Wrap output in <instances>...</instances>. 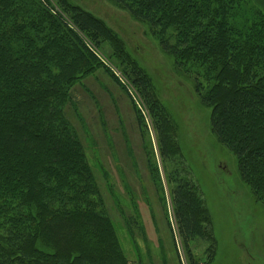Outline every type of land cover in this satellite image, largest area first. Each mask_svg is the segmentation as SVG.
Here are the masks:
<instances>
[{
    "label": "trees",
    "instance_id": "trees-1",
    "mask_svg": "<svg viewBox=\"0 0 264 264\" xmlns=\"http://www.w3.org/2000/svg\"><path fill=\"white\" fill-rule=\"evenodd\" d=\"M110 1L195 74V92L211 107V132L264 202V0ZM106 42L113 45L107 60L138 96L166 168L174 157L168 117L112 31L68 0H0V264H130L65 113L75 83L108 71L98 55ZM165 177L191 258V243L209 237L201 201L191 180L177 171Z\"/></svg>",
    "mask_w": 264,
    "mask_h": 264
},
{
    "label": "rangeland",
    "instance_id": "rangeland-1",
    "mask_svg": "<svg viewBox=\"0 0 264 264\" xmlns=\"http://www.w3.org/2000/svg\"><path fill=\"white\" fill-rule=\"evenodd\" d=\"M68 1L112 31L125 58L149 79L152 94L169 120L174 157L163 168L138 96L107 60L113 52L107 42L98 55L108 71L99 68L70 89L66 118L82 144L129 263L264 264V202L240 177L235 155L211 132V107L195 92V74L178 66L148 26L121 6L110 0ZM136 108L143 113L147 129L138 125ZM172 171L193 182L205 235H209L191 243V258L182 248L172 218L171 185L165 177Z\"/></svg>",
    "mask_w": 264,
    "mask_h": 264
}]
</instances>
